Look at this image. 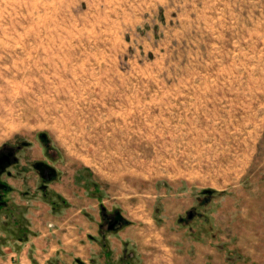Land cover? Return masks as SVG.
Returning <instances> with one entry per match:
<instances>
[{"label":"rangeland","instance_id":"obj_1","mask_svg":"<svg viewBox=\"0 0 264 264\" xmlns=\"http://www.w3.org/2000/svg\"><path fill=\"white\" fill-rule=\"evenodd\" d=\"M4 150L1 264L34 208L118 214L171 264H264V0H0Z\"/></svg>","mask_w":264,"mask_h":264},{"label":"crops","instance_id":"obj_2","mask_svg":"<svg viewBox=\"0 0 264 264\" xmlns=\"http://www.w3.org/2000/svg\"><path fill=\"white\" fill-rule=\"evenodd\" d=\"M78 189H80L79 186ZM76 193L79 197L83 195L80 192ZM63 195L64 200L69 201L74 209L91 205L90 198L84 199L83 196L79 198L65 192ZM45 212L47 213L46 209L34 208L26 213L30 235L22 242L20 249L9 246L5 248L4 258H8L9 264H50V262L53 264H105V255L102 253L104 241L111 251V258L114 257V259L122 256L123 245L127 243L138 249V256L141 254L140 258L143 259L144 264L146 258L152 256L155 257L157 264H160V259L167 260V264H171L174 258L175 248H172L170 244L168 246L164 244L163 252L160 253L148 249L150 244L159 246L162 243L153 242L151 236H144L146 227L125 226L118 228L114 233L112 231L106 233L99 226L100 217L95 212H89V219L78 216L77 223H74V218L69 216H63L58 222L54 219V215ZM2 260L4 259L0 257V264Z\"/></svg>","mask_w":264,"mask_h":264},{"label":"flooded vegetation","instance_id":"obj_3","mask_svg":"<svg viewBox=\"0 0 264 264\" xmlns=\"http://www.w3.org/2000/svg\"><path fill=\"white\" fill-rule=\"evenodd\" d=\"M10 164H13L14 166H17L19 163H18V160H17V157H14L13 156V152L12 150H4L3 152L0 153V173H3L4 170H5V167L10 165ZM44 164L43 163H40V161H37L35 162L34 164V170H37V168H42L43 171L42 172H45L46 171V174H44L42 177L43 179L48 182H51V181H54V179H56L57 175L56 173H54V170L52 169H47L45 168L44 169ZM8 173V172H7ZM9 174V173H8ZM10 188H9V185H7L6 183L2 184L1 181H0V207L3 205V202L2 201V198L3 196L5 195V193L7 191H9ZM52 188L48 187V186H42V191H51Z\"/></svg>","mask_w":264,"mask_h":264},{"label":"trees","instance_id":"obj_4","mask_svg":"<svg viewBox=\"0 0 264 264\" xmlns=\"http://www.w3.org/2000/svg\"><path fill=\"white\" fill-rule=\"evenodd\" d=\"M61 200H62L64 205L67 203L66 200H64L63 198ZM13 208L15 211L16 208L15 207H13ZM12 217H11V219H12L11 222L14 224V226L20 227L19 222L14 218V216H12ZM104 221H106V220L104 219ZM128 224H129V222L126 221L124 217H121L120 215L117 214V216L113 219V222L110 225L112 226V230L116 231L118 228H120L124 225H128ZM21 227L18 229H23ZM101 228H103V225H101ZM24 231L25 230H23L22 233H24ZM26 233H27V231H26ZM26 239H27V234L25 235V237H23L22 241H24ZM0 244H2V246H6V244H4V243H0ZM102 249H103L102 253L105 255V264H114V262L111 258V253H110L111 251L109 250L107 243L105 241L102 243ZM126 258H128V256H127V254H124L123 259H122V264H130L127 260H125Z\"/></svg>","mask_w":264,"mask_h":264}]
</instances>
